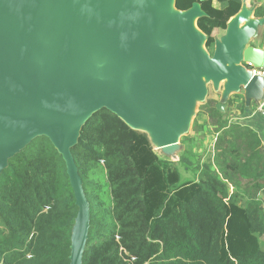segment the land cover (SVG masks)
<instances>
[{
	"label": "trees",
	"instance_id": "16d2710c",
	"mask_svg": "<svg viewBox=\"0 0 264 264\" xmlns=\"http://www.w3.org/2000/svg\"><path fill=\"white\" fill-rule=\"evenodd\" d=\"M195 3L212 49L242 0L175 6ZM225 115L215 99L201 107L195 124L213 128L214 154L197 162L184 136L179 162L194 168L184 178L147 131L106 108L93 114L72 149L91 207L83 264H264V135ZM78 210L62 154L37 137L0 174V264H70Z\"/></svg>",
	"mask_w": 264,
	"mask_h": 264
},
{
	"label": "water",
	"instance_id": "95a60500",
	"mask_svg": "<svg viewBox=\"0 0 264 264\" xmlns=\"http://www.w3.org/2000/svg\"><path fill=\"white\" fill-rule=\"evenodd\" d=\"M171 1L0 0V174L40 136L62 154L79 209L70 264H83L91 227L72 149L95 112L106 108L166 145L206 94L204 78L250 97L264 89L246 69L264 64V49L246 46L257 22L232 17L208 56L200 4L181 11L173 0L172 13Z\"/></svg>",
	"mask_w": 264,
	"mask_h": 264
},
{
	"label": "rangeland",
	"instance_id": "374dc122",
	"mask_svg": "<svg viewBox=\"0 0 264 264\" xmlns=\"http://www.w3.org/2000/svg\"><path fill=\"white\" fill-rule=\"evenodd\" d=\"M254 1L255 3H253ZM263 1V2H262ZM258 2H262L264 4V0H242L243 6H255ZM249 4V5H248ZM217 29L215 30L216 37H223L224 31ZM255 36H249L246 40V46H259L264 48V25H257L255 28ZM219 41H222L219 40ZM202 51L208 55L213 56L215 51V45L211 49L207 48L204 44L202 46ZM205 86H206V94L202 97H198L194 100V104L189 115L188 121L186 123V127L178 136V143L175 147L167 148V149H159L158 142L154 139L152 132L145 128L141 127V130L147 131L155 145V149L161 154L163 157H168L172 159L181 169L184 178H192L194 176V168L185 169L184 166L179 162L180 153L182 151V138L187 135L192 134V141L190 142V146L193 147L195 154L197 155L195 160L198 161H209L211 157H213V147L215 143V134L212 132V127L207 125L204 117H198L199 121L195 124V120L201 110V107L207 103L209 99H215L218 101L221 109L225 111V113L229 116L235 117L236 120H244L248 117H262L264 116L258 110L259 103L262 99V92L257 94L255 97L248 96L244 87L236 88L231 91L228 90L227 80H221L219 82H214L213 80H209L204 78ZM194 130V132H193ZM260 241L262 246L264 247V235L260 237Z\"/></svg>",
	"mask_w": 264,
	"mask_h": 264
},
{
	"label": "crops",
	"instance_id": "0c3cea01",
	"mask_svg": "<svg viewBox=\"0 0 264 264\" xmlns=\"http://www.w3.org/2000/svg\"><path fill=\"white\" fill-rule=\"evenodd\" d=\"M253 3H255L254 1H252ZM263 2V1H262ZM262 2H258L255 6H246L248 11L249 12H252L253 16H254V20L252 22H257V25H261L263 26L264 25V16L263 17H256L255 16V8L256 7H259V6H263L264 4ZM249 5V4H248ZM245 7V6H243ZM243 7L241 8L240 11H242ZM242 22V21H241ZM250 22V23H252ZM249 23H246L244 25H241V27L247 25ZM227 31V30H226ZM255 29L252 30L249 34V36H255ZM226 34V32L224 33V35ZM217 40H221L222 37H216ZM254 47H259V46H254ZM261 48V47H260ZM264 49V48H263ZM226 118H229L230 121H234L236 123H240L242 125H246V126H249L251 127L254 131H256L259 135L263 136L264 135V118L262 117H248L244 120H236L235 117L233 118L232 116H229V115H225ZM215 139H216V136H215ZM214 154V153H213Z\"/></svg>",
	"mask_w": 264,
	"mask_h": 264
},
{
	"label": "bare ground",
	"instance_id": "6f19581e",
	"mask_svg": "<svg viewBox=\"0 0 264 264\" xmlns=\"http://www.w3.org/2000/svg\"><path fill=\"white\" fill-rule=\"evenodd\" d=\"M168 7H169V10L172 12V13H176V9H175V6L173 4V0L171 2H169L168 4ZM239 19H242V22H241V25H244L246 23H250L254 20V16L252 14V12H249L247 7H243L242 11H240L236 16H234L232 19H231V22H234V21H238ZM195 29L198 31L197 27L195 26ZM203 46V42L201 43V48ZM186 123H187V120L184 122V124L181 126L180 128V132L179 134L184 130V128L186 127ZM178 143V140L176 141H172L166 145L164 144H158V148L163 150V149H167V148H172V147H175L176 144Z\"/></svg>",
	"mask_w": 264,
	"mask_h": 264
},
{
	"label": "built area",
	"instance_id": "2783aa9c",
	"mask_svg": "<svg viewBox=\"0 0 264 264\" xmlns=\"http://www.w3.org/2000/svg\"><path fill=\"white\" fill-rule=\"evenodd\" d=\"M246 69L252 73L254 76H260L264 80V64L262 66H255L252 64L246 65ZM258 110L264 116V89L262 91V99L259 103Z\"/></svg>",
	"mask_w": 264,
	"mask_h": 264
}]
</instances>
